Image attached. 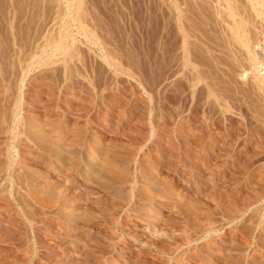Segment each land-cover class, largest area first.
<instances>
[{
    "label": "rangeland",
    "instance_id": "1",
    "mask_svg": "<svg viewBox=\"0 0 264 264\" xmlns=\"http://www.w3.org/2000/svg\"><path fill=\"white\" fill-rule=\"evenodd\" d=\"M262 1L0 0V264H264Z\"/></svg>",
    "mask_w": 264,
    "mask_h": 264
},
{
    "label": "bare ground",
    "instance_id": "2",
    "mask_svg": "<svg viewBox=\"0 0 264 264\" xmlns=\"http://www.w3.org/2000/svg\"><path fill=\"white\" fill-rule=\"evenodd\" d=\"M259 2H260V1H259ZM262 2H264V0H263ZM262 2H261V5H263ZM226 4H227V3H226ZM228 4H229V3H228ZM228 4H227V5H228ZM259 6H260V5H259ZM263 6H264V5H263ZM263 6H262V7H263ZM231 7H232V6H231ZM263 8H264V7H263ZM224 9H225V8H224ZM231 11H232V10H231ZM253 11H255V10H253ZM258 15H259V14H258ZM239 16H240V15H239ZM228 19H229V18H228ZM239 21H240V19H239ZM226 24H227V23H226ZM231 24H232V23H231ZM231 24H230V25H231ZM240 26H241V25H240ZM252 27H253V26H252ZM226 28H227V27H226ZM235 28H236V27H235ZM237 28H238V27H237ZM248 29H249V28H248ZM263 29H264V28H263ZM263 29H262V30H263ZM233 30H235V29H233ZM238 30H239V29H237V31H238ZM229 31H230V30H229ZM235 31H236V30H235ZM245 31H247V30H245ZM239 32H240V31H239ZM231 33H232V32H231ZM237 33H238V32H237ZM248 33H249V32H248ZM233 34H235V33L233 32ZM238 34H239V33H238ZM238 34H237V35H238ZM261 34H262V33H261ZM237 35L234 36V37H237ZM240 35H242V34H239V36H240ZM263 35H264V34H263ZM263 35H262V36H263ZM247 36H248V35H247ZM256 36H257V35H256ZM223 37H224V35H223ZM245 37H246V35H245ZM252 37H253V36H252ZM64 38H65V37H64ZM67 38H68V36H67ZM224 38H225V37H224ZM227 38H228V37H227ZM238 38H239V37H238ZM238 38H237V40H238ZM241 38H242V36H241ZM254 38H256V37H254ZM60 39H61V38H60ZM245 39H246V38H245ZM259 39H260V38H259ZM62 40H63V39H62ZM188 40H190V39H188ZM232 40H233V38H232ZM243 40H244V38H243ZM243 40H242V41H243ZM246 40H247V39H246ZM251 40H252V39H251ZM256 40H257V39H256ZM263 40H264V39H263ZM178 41H179V40H178ZM228 41H229V40H228ZM230 41H231V40H230ZM234 41H235V40H234ZM253 41H254V40H253ZM258 41H259V40H258ZM183 42H185V41H183ZM190 42H191V41H190ZM226 42H227V41H226ZM243 42H245V40H244ZM261 42H262V39H261ZM261 42H260V43H261ZM59 43H60V42H59ZM179 43H180V42H179ZM224 43H225V42H224ZM237 43H238V41H237ZM250 43H251V42H250ZM262 43H263V42H262ZM68 44H69V43H68ZM189 44H191V43H189ZM243 44H244V43H243ZM246 44H247V43H245V46H243V47H246V49H247L248 47L246 46ZM251 44H252V43H251ZM254 44H255V43H254ZM257 44H258V42H257ZM58 45H59V44H58ZM61 45H62V44H61ZM183 45H184V44H183ZM54 46H55V45H54ZM59 46H60V45H59ZM64 46H65V45H64ZM190 46H191V45H190ZM192 46H193V45H192ZM216 46H217V45H216ZM228 46H229V45H228ZM233 46H234V45H233ZM235 46H236V45H235ZM249 46H250V45H249ZM253 46H254V45H253ZM187 47H189V46H187ZM217 47H218V46H217ZM231 48H232V47H231ZM252 48H253V47H252ZM64 49H65V48H64ZM64 49H63V50H64ZM66 49H67V48H66ZM184 49H185V48H184ZM188 49H189V48H188ZM212 49H213V48H212ZM234 49H235V48H234ZM236 49H237V48H236ZM186 50H187V49H186ZM238 50H239V49H238ZM55 51H57V50H55ZM188 51H189V50H188ZM188 51H187V52H188ZM191 51H192V49H191ZM203 51H204V50H203ZM225 51H226V50H225ZM236 51H237V50H236ZM236 51H235V52H236ZM241 51H242V49H241ZM241 51H239V52H241ZM252 51H253V50H252ZM181 52H182V51H181ZM226 52H227V51H226ZM237 52H238V51H237ZM250 52H251V51H250ZM184 53H185V52H184ZM241 53H242V52H241ZM241 53H240V54H241ZM247 53H248V52H247ZM252 53H253V52H252ZM252 53H251V54H252ZM182 54H183V53H182ZM185 54H186V53H185ZM189 54H191V52H190ZM192 54H193V53H192ZM210 54H211V53H210ZM212 54H213V52H212ZM226 54H227V53H226ZM226 54H225V55H226ZM244 54H245V53H244ZM251 54H250V55H251ZM254 54H255V53H254ZM178 55H179V54H178ZM205 55H206V54H205ZM231 55H232V54H231ZM238 55H239V53H238ZM210 56H211V55H210ZM177 57H178V56H177ZM188 57H189V56H188ZM188 57H187V58H188ZM190 57H191V56H190ZM192 57H193V56H192ZM192 57H191V58H192ZM230 57H231V56H230ZM232 57H234V56H232ZM235 57H236V56H235ZM235 57H234V58H235ZM239 57H240V56H239ZM241 57H242V55H241ZM251 57H252V56H251ZM243 58H244V57H243ZM246 58H247V57H246ZM185 59H186V58H185ZM238 59H239V58H238ZM238 59H237V60H238ZM247 59H248V58H247ZM247 59L244 60V63H245V61H247ZM181 60H182V59H181ZM233 60H234V59H233ZM235 60H236V59H235ZM237 60H236V61H237ZM190 61H192V60H190ZM222 61H223V60H222ZM241 61H242V60H241ZM241 61H240V63H241ZM202 62H203V61H202ZM258 62H259V61H258ZM240 63H239V64H240ZM246 63H247V62H246ZM249 63H251V64L253 65V67L251 66V68H253V69H254V67L256 68V66H258V64H259V63L256 62V59H254V57L251 58V59L249 60ZM260 63H261V62H260ZM180 64H181V62H180ZM213 64H214V63H213ZM223 64H224V63H223ZM226 64H227V63H226ZM244 65H245V64H244ZM246 65H247V64H246ZM248 65H250V64H248ZM211 66H212V65H211ZM226 66H227V65H226ZM233 66H234V65H233ZM217 67H218V66H217ZM230 67H231V66H230ZM236 67H237V66H236ZM238 67H239V66H238ZM242 67L244 68V66H242ZM242 67H241V69H243ZM247 67H248V66H247ZM210 68H211V67H210ZM219 69H220V68H219ZM235 69H236V68H235ZM241 69H240V71H241ZM212 70H213V69H212ZM214 70H215V69H214ZM223 70H224V69H223ZM227 70H228V67H227ZM230 70H231V69H230ZM232 70H233V69H232ZM232 70H231V71H232ZM243 70H244V69H243ZM251 70H252V69H251ZM258 70H259V69H258ZM262 70H263V69H262ZM188 71H189V70H188ZM202 71H203V70H202ZM185 72H187V71H185ZM189 72H190V71H189ZM204 72H205V71H204ZM212 72H217V71H212ZM205 73H206V72H205ZM217 73H218V72H217ZM222 73H223V72H222ZM226 73H227V72H226ZM243 73H245V72H243ZM248 74H249V73H248ZM185 75H186V74H185ZM198 75H199V74H198ZM203 75H204V74H203ZM226 75H228V74H226ZM235 75H236V74H235ZM239 75H240V74H239ZM204 76H205V75H204ZM204 76H202V78H204ZM233 76H234V75H233ZM190 77H191V76H190ZM193 77H194V76H193ZM208 77H209V76H208ZM208 77H207V78H208ZM216 77H218V76H216ZM228 77H229V76H228ZM247 78H248V77H247ZM250 79H251V78H250ZM252 79H253V78H252ZM256 79H258V78H256ZM186 80H187V79H186ZM208 80L210 81V79H208ZM187 81H188V80H187ZM204 81H206V80H204ZM233 81H234V80H233ZM253 81H254V80H253ZM258 81H259V80H256V81H255V84H257L258 86L261 85V86L264 88V83H263V82L261 83V82H258ZM260 81H261V80H260ZM219 82H220V81H219ZM229 82H230V81H229ZM237 82H239V81H237ZM251 82H252V81H251ZM257 82H258V83H257ZM232 83H233V82H232ZM209 84H210V83H209ZM240 84H241V82H240ZM245 84H246V83H245ZM247 84H248V83H247ZM259 84H260V85H259ZM213 85H214V84H213ZM213 85H212V86H213ZM217 85H218V83H217ZM217 85H216V86H217ZM221 85H222V84H221ZM221 85H220V86H221ZM236 85H238V84H236ZM251 85H252V84H251ZM257 85H256V86H257ZM214 86H215V85H214ZM230 86H231V85H230ZM247 86H248V85H247ZM249 86H250V85H249ZM252 86H253V85H252ZM228 87H229V86H228ZM199 88H200V86H199ZM205 88H206V86H205ZM210 88H211V87H210ZM214 88H215V87H214ZM218 88H219V87H218ZM223 88H224V87H223ZM240 88H241V87H240ZM243 88H245V87H243ZM250 88H251V87H250ZM250 88H249V89H250ZM252 88H253V87H252ZM252 88H251V89H252ZM196 89H197V88H196ZM196 89H195V90H196ZM229 89H230V88H229ZM237 89H238V87H237ZM246 89H248V88L246 87ZM253 89H254V88H253ZM255 89H256V91H257V88H255ZM199 90H201V89H199ZM212 90H214V89H211V91H212ZM223 90H224V89H223ZM231 90H233V88H232ZM235 90H236V89H235ZM239 90H240V89H239ZM262 90H263V89H262ZM220 91H221V90H220ZM246 91H247V90H246ZM246 91H244V92H246ZM68 92H69V91H68ZM203 92H204V91H203ZM212 92L215 93L216 91H212ZM212 92H211V93H212ZM218 92H219V91H218ZM237 92H238V91H237ZM249 92H250V91H249ZM254 92H255V91H254ZM261 92H262V91H261ZM201 93H202V91H201ZM208 93H209V92H208ZM223 93H224V92H223ZM233 93H234V92H233ZM235 93H236V92H235ZM216 94H217V92H216ZM216 94H213V93H212V95H214V96H216ZM243 94H244V93H243ZM254 94H255V93H254ZM254 94H252V95H254ZM222 95H223V94H222ZM263 95H264V94H263ZM214 96H213V97H214ZM219 97H220V96H219ZM223 97H224V96H223ZM260 97H261V96H260ZM216 98H217V97H216ZM216 98H215V99H216ZM226 99H227V98H226ZM209 100H210V99H209ZM216 100H220V99L218 98V99H216ZM223 100H224V99H223ZM235 100H236V99H235ZM228 101L231 102L230 100H228ZM248 101H249V100H248ZM258 101H259V100H258ZM212 102H214V101H212ZM215 102H217V101H215ZM221 102H223L222 99H221ZM221 102H220V103H221ZM246 102H247V101H246ZM252 102H253V101H252ZM209 103H210V102H209ZM220 103H219V104H220ZM226 103H227V102H226ZM238 103H239V102H238ZM211 104H212V103H211ZM219 104H217V105H219ZM232 104H233V103H232ZM234 104H236V103H234ZM208 105H210V104H208ZM212 105H213V104H212ZM220 105H222V104H220ZM225 105H226V104H225ZM225 105H224V108L226 107ZM230 105H231V104H230ZM242 105H243V104H242ZM203 106H204V105H203ZM238 106H239V105H238ZM244 106H245V105H244ZM220 107H221V106H220ZM222 107H223V106H222ZM241 107H242V106H241ZM248 107H249V106H248ZM248 107H247V108H248ZM250 107H251V106H250ZM208 108H209V107H208ZM224 108H223V109H224ZM238 108H239V107H238ZM210 109H211V108H210ZM217 109H218V108H217ZM81 110H82V109H81ZM207 110L209 111V109H207ZM213 110H214V109H213ZM224 110H225V109H224ZM226 110H227V109H226ZM246 110H247V109H246ZM205 112H206V111H205ZM211 112H212V111H211ZM226 112H227V111H226ZM212 113H213V112H212ZM215 113H216V112H215ZM218 114H219V113H218ZM226 114H227V113H226ZM75 116H76V115H75ZM212 116H213V115H212ZM76 117H77V116H76ZM214 117H215V116H214ZM226 117H227V116H226ZM228 117H229V116H228ZM74 119H75V118H74ZM228 119H229V118H228ZM233 119H234V118H233ZM74 121H75V120H74ZM183 121H184V120H183ZM217 121H218V120H217ZM208 122H209V121H208ZM213 122H214V121H213ZM219 122L222 124L221 119H220ZM30 124H32V123H30ZM76 124H77V123H76ZM224 124H225V123H224ZM28 125H29V124H28ZM32 125H33V124H32ZM26 126H27V125H26ZM214 126H215V125H214ZM219 126H220V125H219ZM25 128H26V127H25ZM224 128H225V127H224ZM226 128H228V127H226ZM27 129H28V128H27ZM222 129H223V128H222ZM25 130H26V129H25ZM228 130H229V128H228ZM12 131H13V130H12ZM27 131H28V130H27ZM27 131H26V132H27ZM27 134H29V133H27ZM27 134H26V135H27ZM29 135H31V134H29ZM29 135H28V137H29ZM26 138H27V137H26ZM67 139H68V138H67ZM79 139H80V138H79ZM63 140H64V139H63ZM25 142H26V141H24V143H25ZM64 142H65V141H64ZM25 144H26V143H25ZM27 144H28V142H27ZM50 144H51V143H50ZM68 144H69V143H68ZM65 145H66V144H65ZM11 162H12V161H11ZM28 186H29V185H28ZM13 187H14V186H13ZM29 188H30V187H29ZM26 190H28V189H26ZM28 191H29V190H28ZM28 194H29V193H28ZM140 196H141V195H140ZM142 196H143V195H142ZM145 196H147V195H145ZM144 198H145V197H144ZM141 199H142V198H141ZM16 201H17V200H16ZM136 203H137V202H136ZM136 205H137V204H136ZM133 206H134V205H133ZM0 241H1V240H0Z\"/></svg>",
    "mask_w": 264,
    "mask_h": 264
}]
</instances>
